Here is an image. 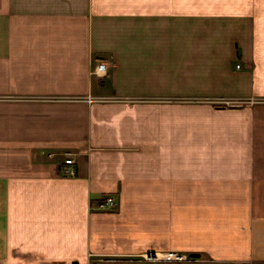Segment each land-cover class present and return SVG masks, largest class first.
Returning a JSON list of instances; mask_svg holds the SVG:
<instances>
[{"label": "crops", "instance_id": "crops-1", "mask_svg": "<svg viewBox=\"0 0 264 264\" xmlns=\"http://www.w3.org/2000/svg\"><path fill=\"white\" fill-rule=\"evenodd\" d=\"M221 3L0 0V264H264V0Z\"/></svg>", "mask_w": 264, "mask_h": 264}, {"label": "built area", "instance_id": "built-area-1", "mask_svg": "<svg viewBox=\"0 0 264 264\" xmlns=\"http://www.w3.org/2000/svg\"><path fill=\"white\" fill-rule=\"evenodd\" d=\"M239 66V65H238ZM240 67V66H239ZM106 68V64L104 62H99L96 65L95 68V72L98 73V71H104ZM74 163H75V159L74 156L71 152H69L65 158L63 163L60 166L61 171L64 174H68V175H74L76 174V169L74 168ZM118 205V201L116 200L115 197L113 196H107V197H103V200L100 201L96 208L97 209H101V210H108V209H113ZM163 258L164 260H169V261H184L187 259V256L183 253H179L176 251H167V252H152L149 255H147V259H152V260H159Z\"/></svg>", "mask_w": 264, "mask_h": 264}, {"label": "rangeland", "instance_id": "rangeland-1", "mask_svg": "<svg viewBox=\"0 0 264 264\" xmlns=\"http://www.w3.org/2000/svg\"><path fill=\"white\" fill-rule=\"evenodd\" d=\"M225 1H227V0H212V2H213V5H212V6H213V7H214V6L217 7V6H220V5L224 6V4H222L221 2H225ZM230 1H232V0H229V2H230ZM245 1H247V0H245ZM229 6H230V5H229ZM248 101H249V100H248ZM253 101H256V100H252V99L250 100V102H253ZM240 102H247V100H245V101L243 100V101H240ZM166 252H167V251H166ZM176 252H178V251H176ZM179 253H180V252H179ZM186 256H187V255H186ZM187 258H188V257H187ZM159 260H164V259L161 258V259H159ZM168 261H169V260H168ZM175 261H177V260H175Z\"/></svg>", "mask_w": 264, "mask_h": 264}, {"label": "bare ground", "instance_id": "bare-ground-1", "mask_svg": "<svg viewBox=\"0 0 264 264\" xmlns=\"http://www.w3.org/2000/svg\"><path fill=\"white\" fill-rule=\"evenodd\" d=\"M152 260V259H151Z\"/></svg>", "mask_w": 264, "mask_h": 264}]
</instances>
